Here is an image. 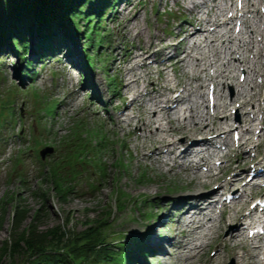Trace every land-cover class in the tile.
Instances as JSON below:
<instances>
[{"label":"rangeland","instance_id":"rangeland-1","mask_svg":"<svg viewBox=\"0 0 264 264\" xmlns=\"http://www.w3.org/2000/svg\"><path fill=\"white\" fill-rule=\"evenodd\" d=\"M194 1L200 3V0ZM131 2L135 8L128 17L133 16L135 11L138 17L127 23V14L123 8ZM206 2L212 4L211 0ZM219 2L220 5L223 3L221 0L217 3ZM232 3V7L239 5L237 0ZM95 4L96 2H92L85 9L94 13L104 6L103 3ZM108 4L113 6L110 1ZM115 4L102 21L103 28L98 29L107 43L102 45L98 54L96 48L86 47L83 34L85 24L80 21L76 28L66 19L57 21L54 34L57 33L60 37L66 34L68 49L64 41V45L53 48L50 57L45 56L38 46L39 37L35 31L28 32L26 59L31 60L29 66L20 57L21 49H17L16 53L8 43L7 46L0 45V264H27L29 254L23 241L17 242L13 253L9 250V244L15 243L19 233V230H15L26 229L33 223L35 234L48 233L50 236L51 240L46 239L44 244L47 242L54 246L57 241L54 235L58 236L59 231L65 233L63 242H66L73 235L84 231L88 223H93V219L105 216L106 211L109 212L110 225L104 235L108 243L116 249L119 242L127 241L130 248L132 246L133 255L137 257V264H208L207 259L215 253L218 256L212 264H233L230 251L223 248V239L227 237L229 228L233 236L236 231L232 228L233 224H227L221 229L219 220L224 210L222 218L228 222L238 205L232 210L231 204L220 198L221 203L213 212H207V217L202 220L203 230L194 235L198 240L193 246L195 243L204 244V250L192 249L179 254L170 244L176 245L179 240L178 229L181 225L177 221L186 218L180 219L174 202L165 200L201 193L205 191L204 187L187 186L190 183L196 184L197 181L193 180L194 173L191 171L183 172L178 167L171 171L142 159L145 151L141 150L142 140L134 133L135 122L120 130L108 120L110 115L118 116L119 110L129 103L135 90H141L148 81L174 85L183 78L181 67L174 72L175 77L170 70L166 75L158 76L155 69L158 71L161 67L153 63V72L148 81L139 80L135 89L124 100L113 98L119 92H126L121 80L123 81L125 69L133 64L130 61L140 53L139 46L149 47L150 42L157 46L150 47V52H157L163 45L180 41L177 36L179 28L191 17L185 7L191 4L189 0H120ZM228 6L230 9V4ZM261 8L263 5H260ZM203 10L207 11L206 8ZM137 26L140 27V33ZM259 30H264V21ZM89 33L91 32L88 35ZM248 36V32L243 34L244 39L248 40ZM72 37L77 39L78 49L73 45ZM256 37L260 39L258 35ZM32 43L38 50L36 54L31 51ZM227 44L226 42L225 45L229 46ZM226 46L216 44V49L213 48L221 54L217 64L220 69H223L222 64L225 62ZM260 49L264 56V44ZM198 53L204 56L202 49L193 52L195 57H199ZM74 54L79 58V64L71 63L70 57ZM168 55L169 52H165L164 58ZM191 64L190 62L184 68L186 72L192 70ZM25 72L30 76H26ZM136 72L137 76L148 73L142 68ZM262 73L256 84L264 94V67ZM234 74L238 76L239 72L235 71ZM239 81L242 83L243 77H239ZM230 83L231 80L227 81L225 89L221 86L220 89L223 94L233 98L239 88L236 89ZM76 87L81 91L74 97L72 92ZM245 89L250 91L251 87L246 86ZM209 92L205 88V102ZM94 95H99L98 100ZM108 99H111L110 105L107 104ZM238 105L234 103L233 107L236 109L228 121L233 126L237 125L240 115L245 112L238 109ZM247 110H250L252 116L255 114V125L251 133L244 135L245 140L254 142L252 149H245L246 160H241L242 150L235 149L238 143L235 140L237 131L227 138L231 150L221 148L218 156L208 159L207 163L212 167L213 175L218 174V166H221L220 169L229 166L231 170L225 173L224 180L238 172V175H242L241 184L246 183L245 170H250L257 162L262 164L258 170L264 172V112H258L251 106ZM129 114H136V110L131 109ZM145 133L149 135L147 130ZM44 150L49 151L41 157L40 153ZM224 155H228L229 161H222ZM199 172L206 174L207 166L202 165ZM258 181L261 183L263 179ZM63 187L68 188L66 198H60L58 194L57 188ZM245 190L242 201L247 202L243 210L247 212L250 210V196L254 191H259L258 194L262 193L264 196V184L259 190L246 185ZM120 205H123L121 209ZM21 209L27 212L24 217L18 215ZM37 212H40L38 220ZM147 215L152 218H146ZM161 215L162 220H158L157 216ZM13 216L16 217V222L12 225ZM241 221L244 226L245 220ZM223 225L225 224L221 226ZM156 237L167 239L163 253L155 254L152 251L151 243L154 238L156 241ZM134 239H141L143 251L140 252L131 244ZM144 246L152 252L148 258L141 259L145 252ZM44 250L48 253L54 251L52 246ZM56 251L58 254L64 253L63 249ZM236 252L239 253L240 250ZM34 259L35 257H30L27 262L31 263Z\"/></svg>","mask_w":264,"mask_h":264},{"label":"bare ground","instance_id":"bare-ground-1","mask_svg":"<svg viewBox=\"0 0 264 264\" xmlns=\"http://www.w3.org/2000/svg\"><path fill=\"white\" fill-rule=\"evenodd\" d=\"M218 1L220 0H211L212 4H208L206 0H200V3L189 0L191 5L186 6L185 9L191 17L179 28L177 36L180 41L163 45L157 52H150V47L154 46L150 42L149 47L141 48L139 46L140 53L130 61L133 64L125 69L123 81L121 80L123 82L121 85L126 92H119L113 98L124 100L131 93L130 91L135 89L139 80L148 81L150 79L152 69L147 64L148 59L161 67V70L157 71L158 76L166 75L170 70L173 73L172 76L175 77L174 72L181 67L185 79L181 78L174 85H167L169 84L167 82L162 84L153 80L148 81L141 90H135L129 103L124 104L119 110L118 116L110 115L108 120L120 130L135 122L134 133L137 138L142 140L141 150L145 151L141 156L142 159L152 161L160 167L168 166L171 171L176 167L183 172L191 171L194 173L193 180L197 181L196 184L190 183L187 186L189 188H197L199 185L204 187V192L180 195L165 200L174 202L178 213H180V219L186 218L183 221H177L181 225V228L178 229L179 240L176 245L170 244L172 248L177 249L179 254L192 251V249L204 250V244L195 243L193 246L194 242L198 240L194 235L197 231L203 230L202 220L207 217V212H213L218 204V198L223 196L224 192L233 191L231 202L233 207L231 209L234 210L236 205L238 207L229 216L228 222L222 218L221 214L219 223L225 224L220 225L221 229H224L227 224H233L232 228H235L236 234L233 236L230 234V228L228 229L227 237L223 239V248L230 251L233 264H264V233L253 236L251 239L244 237L246 228L242 227L241 220L250 219L247 225H254L256 220L252 216L255 209L243 211L247 202L242 201L246 194V186L241 184L242 175L231 174L228 180H224L225 173L231 170L229 166L222 169H220L221 166H218V174L213 175L211 174L212 167L207 165L208 159L218 156L221 150L219 148L222 145H224L223 149L231 150V144L227 139L231 133L239 131V140L235 149L242 150L240 152V155L243 156L242 161L246 160L244 156L247 151L245 149L254 147V145L252 146L254 142H250V139L245 140L244 135L251 133L255 125V114L252 116L247 107L251 106L258 112H264V94L256 84L257 78L263 75L264 67V56L260 49L264 44V30H259L264 21V0H242L244 4L241 13L242 29L239 34H234L231 29V24L237 15L235 18L227 15L229 13L228 5L232 6L233 0H221V3L223 2L221 5L220 2L217 3ZM260 5H263L262 10ZM134 8L135 5L132 2L123 8L127 14V23L138 17L136 11L133 16L128 17ZM204 8L207 11H204ZM137 31L140 33L139 26H137ZM247 32L249 33L248 40L243 37V34ZM257 35L260 39H257ZM72 39L74 40L73 45L78 49L77 39L75 37ZM68 41H65L66 48ZM225 41L229 46L225 45ZM65 42L61 41V45H64ZM216 44L226 46L223 69L217 65L221 54L217 50H213V48L216 49ZM2 45L7 46L4 39ZM156 47L154 46V48ZM168 49H172L174 54L173 56L168 55L165 59L164 54ZM199 49H202L204 56L198 53L199 57H195L193 52ZM204 49L207 51L205 52ZM31 51L34 54L38 53L33 43ZM182 51L183 54H180ZM70 60L73 65L79 64V58L77 59L75 54L70 57ZM190 62L193 68L186 72L184 68L188 67ZM141 68L148 73L137 76L136 70H141ZM235 71L239 72L238 76L234 74ZM242 76L243 84L239 81V77ZM229 80H231L230 84L236 86V89L239 88L233 98L223 94L220 89V86L225 89L226 82ZM206 82L208 83L206 84ZM179 86L180 89L177 88ZM246 86L251 87L250 91H246ZM205 88L214 93L215 99L211 104L204 100ZM80 91L81 89L76 87L72 96L76 97ZM98 96L96 95V97ZM234 103L239 104L238 109L245 111L240 115L235 127L228 123L233 116V110L236 109L233 107ZM107 104H111V99H108ZM131 109L136 110V114L130 115ZM146 130L149 135L145 133ZM217 141L221 144L219 148L216 144ZM256 146L259 147V144ZM227 156L224 155L222 161H229ZM202 165L207 166L206 174L199 172ZM256 165L262 164L257 162ZM259 175H262L264 181V173ZM213 197L217 198L211 199ZM157 217L158 220H162L163 215ZM154 240L155 238L152 240V245L150 244L153 247L152 251L155 254L163 253L166 250L164 244L167 243V239L156 237V241ZM236 250H240V252L237 253ZM216 256H218L217 253L207 259L208 264H212ZM145 257L143 256L141 259H146L147 257Z\"/></svg>","mask_w":264,"mask_h":264},{"label":"trees","instance_id":"trees-1","mask_svg":"<svg viewBox=\"0 0 264 264\" xmlns=\"http://www.w3.org/2000/svg\"><path fill=\"white\" fill-rule=\"evenodd\" d=\"M108 1L114 4L120 0H0V45L3 46L2 40L4 39L16 53H18L17 49H21V57L25 60L26 66H29L31 61L26 59L28 32L35 31L44 55L51 56L52 45L60 37L57 33L54 34V28L57 26V21L66 19L76 28L80 21L85 24L83 34L84 40L86 39V47L96 48L98 54L102 45H107L103 33L98 29L102 28V21L106 16L105 10L112 8ZM92 2H96L95 5L103 3L105 8H99L92 13L91 10L85 9L86 5H90ZM88 32L91 33L88 35ZM66 33L70 36L68 31ZM89 59L92 61L90 57ZM105 61L106 59L103 63ZM27 76L30 75L27 74ZM58 175L61 174L58 173ZM58 182L60 181L58 180ZM57 189L60 198H66L68 188ZM122 206L120 205L119 209ZM21 210L18 215L24 217L27 212L24 209ZM37 213L36 219L40 217V212ZM104 214L105 216H100L98 220L93 219V223H88L84 231L73 235L66 242H63L65 233L59 231L58 236L54 235L57 237L54 246L52 243L44 244L45 240L50 237L48 233L37 235L34 224H29L26 229L15 230V232L19 230V233L15 243L9 244L11 248L9 250L13 253L17 242L23 241L29 254L26 260L27 264H137V259L131 251L132 246L130 248L127 241H124L127 243L119 242L120 245H117L116 249L108 243L104 231L110 225L109 212L106 211ZM146 218L152 217L147 215ZM15 220L16 217L13 216L12 225L16 222ZM49 239L51 240V238ZM131 244L140 252L143 251L141 240L134 239ZM48 246H52L54 251L46 252L44 249ZM60 249L64 250L63 254L57 253L56 250ZM145 256H148V251ZM30 257H35L36 260L34 259L31 263L27 262Z\"/></svg>","mask_w":264,"mask_h":264},{"label":"water","instance_id":"water-1","mask_svg":"<svg viewBox=\"0 0 264 264\" xmlns=\"http://www.w3.org/2000/svg\"><path fill=\"white\" fill-rule=\"evenodd\" d=\"M49 150H44V151H41L40 155L41 157H43Z\"/></svg>","mask_w":264,"mask_h":264}]
</instances>
